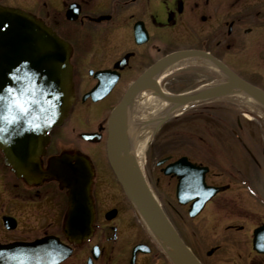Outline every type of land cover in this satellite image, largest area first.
<instances>
[{"label": "flooded vegetation", "instance_id": "flooded-vegetation-1", "mask_svg": "<svg viewBox=\"0 0 264 264\" xmlns=\"http://www.w3.org/2000/svg\"><path fill=\"white\" fill-rule=\"evenodd\" d=\"M0 5L36 16L70 47L69 113L63 125L49 133L41 163L44 172H50L61 159H69L74 167L77 159L89 163L93 207L92 234L77 242L69 223L68 190L49 176L38 184L27 182L17 176L0 151V264H149L150 255L155 261L146 248L135 253L136 246L148 244L131 246L130 238L125 237L133 228V216L139 220L135 201L113 165L112 144L118 140L115 111L120 113L131 105L136 108L146 92L178 97L226 79L232 88L242 82L264 92V0H0ZM178 58L184 61L182 67L158 85L150 80L159 68ZM224 91L183 98L192 104L189 111L173 115L178 122L158 138L164 140L166 153L157 163L162 176L157 178L158 184L161 178L168 182L171 202L188 216L196 198L180 204L178 171L186 175L184 198L198 189V173L189 174V164L207 168L205 185L221 189L197 217L189 216L191 220L203 215L210 205L232 208L233 213L236 200L224 198L221 206L220 196L241 186L235 183L236 176L245 188L248 174L250 178V169L236 164L237 156L228 152L232 157L220 160L221 153L214 146L216 137L209 136L213 130L210 124L220 123L222 142L231 144L228 149H238L239 156L247 157L243 162L250 163V136L241 133V118H232L233 106L216 103L231 99L222 96ZM195 111L200 113H192ZM225 113L231 118L226 119ZM171 119L158 125L152 142ZM147 124L141 128L153 126ZM178 127L183 131L178 132ZM179 133L182 136H177ZM178 146L184 153L181 148L176 151ZM202 147L214 149L219 156H212L208 163L198 161L193 154L201 153ZM183 159L186 161L181 162ZM145 179L153 192L151 181ZM261 201L264 206V199ZM229 230L240 233L245 225L230 226ZM53 250L57 253L54 260ZM249 250L264 261V254L254 251L252 242ZM171 262L175 264L173 259Z\"/></svg>", "mask_w": 264, "mask_h": 264}, {"label": "water", "instance_id": "water-1", "mask_svg": "<svg viewBox=\"0 0 264 264\" xmlns=\"http://www.w3.org/2000/svg\"><path fill=\"white\" fill-rule=\"evenodd\" d=\"M71 79L68 45L35 16L19 9L0 6V150L6 163L27 182L38 184L44 176L49 175L69 189L71 222L72 227H75L76 239H79L89 236L92 231V171L89 164L77 159L78 164L74 167L69 159H61L49 173H44L41 168V156L49 139L48 133L67 117ZM232 87L229 85L224 89ZM235 87L264 105V92L242 82H236ZM165 99L170 100L169 97ZM115 112L117 116L119 110ZM121 162L117 163L118 166ZM117 164L113 162V165ZM189 165V174L198 173V189L193 196L184 198V192H188L186 175L178 171L181 180L177 195L182 205L196 198L189 211L194 218L221 189L205 185L207 168ZM131 170L145 202L158 224L175 242L184 264H201L185 245L141 174L136 168L132 167ZM253 248L264 253V225L254 232ZM139 249L140 246L135 252ZM171 258L175 264H179L174 256L171 255Z\"/></svg>", "mask_w": 264, "mask_h": 264}, {"label": "rangeland", "instance_id": "rangeland-1", "mask_svg": "<svg viewBox=\"0 0 264 264\" xmlns=\"http://www.w3.org/2000/svg\"><path fill=\"white\" fill-rule=\"evenodd\" d=\"M170 86L178 87L176 84H171ZM216 103L233 106L234 117L232 118L235 121L241 118V133L244 134L246 132L250 136L248 145L252 152V159L250 163H244L243 159L247 158L246 156H239L238 149H228L231 144L222 142V125L216 121L210 124L213 130L209 136L216 137L215 151H219L221 155L214 153V149L208 150L206 147H202L201 153L193 154V157L198 161L208 163L211 162L212 156H219L220 160L225 159L228 161V158L232 157L229 156L231 154L235 155V157L237 156L236 164H240L247 170L250 169V178L249 174L248 178L246 177L247 188H245V183L241 182V178L236 176L235 183L241 186L220 196L221 206L224 198H234L237 207L233 208L236 210L232 213V208L224 209L223 207H218V204L216 206L210 205L203 215L196 220H191L183 209L171 202L168 182L161 178V182L158 184L157 178L162 176L158 172L157 163L166 154L165 142H163L164 140L159 141L158 138L164 136L170 126L174 127L179 118H176V120L172 116L171 118L173 119H171L169 124H166L159 131L156 141L152 142V145L147 148L143 164L144 177L151 181L154 196L158 198L157 200L166 215L177 231H179L186 245L202 264H264L262 258H256L255 254L249 250L253 239V228L256 229L264 222V206L261 204V200L264 199V114L247 107L237 100L224 99ZM192 113L198 114L200 111ZM240 113L244 114L240 115ZM245 114L247 115L245 116ZM224 116H226V119L231 118V114L227 115L225 113ZM192 118L198 119V117ZM203 118L206 119V116ZM213 125L217 126L214 127ZM235 127L237 129V125ZM178 128H180L178 132L183 131L181 127ZM205 135L207 134L205 133ZM177 136H182V133ZM208 141H210V138H208ZM223 146L224 148L227 147L225 152ZM180 148L181 146H178L176 151L179 152ZM182 152L184 153V150ZM119 190L121 191L120 188ZM132 224L133 228L129 229L125 234V237H128V241L130 238L129 245L134 246L139 242L148 244L152 248V257H155V261L152 262L151 255L148 256L150 259L149 264H172L167 253L146 232L145 227L134 216ZM241 225H245L243 232L237 233L229 230L230 226L238 227ZM214 249L215 251H213ZM212 252V256H209L208 254Z\"/></svg>", "mask_w": 264, "mask_h": 264}, {"label": "bare ground", "instance_id": "bare-ground-1", "mask_svg": "<svg viewBox=\"0 0 264 264\" xmlns=\"http://www.w3.org/2000/svg\"><path fill=\"white\" fill-rule=\"evenodd\" d=\"M183 64L184 61L181 58L170 61L159 68L155 74L152 75L150 80H152V82L155 81L158 85L168 74L176 71L178 68L182 67ZM226 81L227 79L217 85H213V87L204 86L191 94L178 96L174 99L170 98V100L165 99V97H169L168 94H164L165 96L163 98L152 92H146L143 95L144 97L139 99L140 102L136 104V108L133 105H131L132 107L124 108L116 119L118 140L115 139L112 144V156L116 164L122 161L120 165L118 166L117 164V166L120 176L124 182L128 184V196L135 201L136 209L139 211L146 232L169 256H174L179 264H184L181 252L176 249V244L169 236L168 232L156 221L154 214L142 196L140 188L136 184L137 180L131 169L132 167L136 168L141 176H144V157L149 142L151 141L152 127L155 125L156 121L162 117L180 114L190 109L192 104L189 101L185 102L183 98L191 97L201 92H208L209 95L214 94V92L216 93L218 90L227 87ZM227 92L229 95L226 97L237 100L247 107L264 114V105L258 103L242 91L232 88L228 89ZM145 123H152L153 126H148L147 124L148 127L142 129L141 126ZM192 263L194 264V262Z\"/></svg>", "mask_w": 264, "mask_h": 264}, {"label": "snow or ice", "instance_id": "snow-or-ice-1", "mask_svg": "<svg viewBox=\"0 0 264 264\" xmlns=\"http://www.w3.org/2000/svg\"><path fill=\"white\" fill-rule=\"evenodd\" d=\"M56 255H57V253L55 252V250H53V253H52V257L51 258L54 260Z\"/></svg>", "mask_w": 264, "mask_h": 264}]
</instances>
